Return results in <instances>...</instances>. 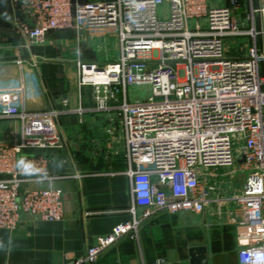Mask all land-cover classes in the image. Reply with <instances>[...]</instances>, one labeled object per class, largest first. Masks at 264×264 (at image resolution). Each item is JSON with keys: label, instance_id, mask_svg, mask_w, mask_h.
Instances as JSON below:
<instances>
[{"label": "built area", "instance_id": "2783aa9c", "mask_svg": "<svg viewBox=\"0 0 264 264\" xmlns=\"http://www.w3.org/2000/svg\"><path fill=\"white\" fill-rule=\"evenodd\" d=\"M13 3L21 14L15 29L27 42L76 31L78 83L91 88L95 105L72 113L80 123L87 112L106 116L109 142L123 157L131 183L133 219L69 264H94L124 236L138 237L142 221L159 212L207 213L232 225L239 264H264V0ZM240 39L247 41L229 55V44ZM95 40L104 46L117 41L118 55L85 59L83 45ZM134 86L150 87L151 95L131 102ZM19 90L0 85V118L20 123L13 144L0 147V172L8 176L0 180V228L6 230L16 229L23 214L64 218L62 190L23 192L30 176L16 166L27 157L42 167L44 160L31 152L64 148L58 122L64 112L17 110L12 91ZM222 169L245 175L242 189L228 194L235 176L228 182L217 173Z\"/></svg>", "mask_w": 264, "mask_h": 264}, {"label": "crops", "instance_id": "0c3cea01", "mask_svg": "<svg viewBox=\"0 0 264 264\" xmlns=\"http://www.w3.org/2000/svg\"><path fill=\"white\" fill-rule=\"evenodd\" d=\"M216 4L226 5L227 0ZM18 18L21 14L13 0H0V85L20 89L12 91L17 110L64 112L58 121L63 127L64 148L30 153L41 157V169L55 178L37 183L31 176L23 192L62 190L64 218L45 221L23 214L16 229L0 228V264H69L84 256L97 238L133 219L129 211L131 183L123 157L114 154L116 148L109 142L106 116L87 112L80 123L79 116L72 113L79 106L92 107L86 88L78 83L76 31L53 32L45 42L31 43L18 35ZM83 46L88 50L87 43ZM83 57L103 61L102 55H90L89 51ZM19 131L17 119L0 118V147L12 145ZM94 138L100 144L92 143ZM60 161L63 166L57 168ZM6 177L0 172V180ZM137 213L141 217L144 210L139 208ZM137 234L124 236L94 264H198L192 256H198L197 248L206 249V264H239L235 227L218 224L207 213L159 212L144 219Z\"/></svg>", "mask_w": 264, "mask_h": 264}, {"label": "rangeland", "instance_id": "374dc122", "mask_svg": "<svg viewBox=\"0 0 264 264\" xmlns=\"http://www.w3.org/2000/svg\"><path fill=\"white\" fill-rule=\"evenodd\" d=\"M209 1L210 3H212V5H217L216 3H219L223 0H209ZM165 9L166 8L163 7V11ZM191 24L193 26V23ZM246 41H247L246 39H240L239 41H234L230 43L228 47L229 55L234 56V54L240 51L239 49L241 48V44H245ZM87 48L88 50L84 48L83 53L85 51L86 52L89 51L90 55H94V56L102 55L103 61L109 58L113 59V57H116L118 55V43L115 40H107V43L105 44V46L103 45V42L101 41H97V40L91 41L88 44ZM150 95H151V90H150V87L148 86H134V87L129 88V99L131 102H134L136 100L146 99ZM91 142L94 144L99 143V141H97L95 138L91 140ZM105 143L107 144V140H105ZM232 172H233L232 169H222V170L217 171L218 174L226 175L224 179L228 180V182L230 181L231 177L235 176V175H232ZM244 177L245 175H241L240 173H238L233 179L231 178L232 186L227 189V193L231 194L237 190L242 189Z\"/></svg>", "mask_w": 264, "mask_h": 264}, {"label": "clouds", "instance_id": "9594fccd", "mask_svg": "<svg viewBox=\"0 0 264 264\" xmlns=\"http://www.w3.org/2000/svg\"><path fill=\"white\" fill-rule=\"evenodd\" d=\"M63 163V161H60L56 164V167H62ZM16 166L22 175L36 177L37 183H44L45 181H50L51 179L46 169H41L33 161L28 160L27 157H21Z\"/></svg>", "mask_w": 264, "mask_h": 264}, {"label": "water", "instance_id": "95a60500", "mask_svg": "<svg viewBox=\"0 0 264 264\" xmlns=\"http://www.w3.org/2000/svg\"><path fill=\"white\" fill-rule=\"evenodd\" d=\"M28 55L25 54L24 58H27ZM86 93L87 96L89 98V103L91 106H94V102H93V94H92V90L91 88H86ZM197 252H198V256L197 255H192L194 258L193 263L197 262L198 264H206L207 263V259L204 257V253L206 252L205 248H197Z\"/></svg>", "mask_w": 264, "mask_h": 264}]
</instances>
